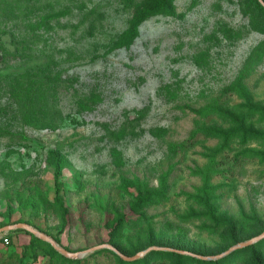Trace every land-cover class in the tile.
Masks as SVG:
<instances>
[{
	"label": "rangeland",
	"instance_id": "1",
	"mask_svg": "<svg viewBox=\"0 0 264 264\" xmlns=\"http://www.w3.org/2000/svg\"><path fill=\"white\" fill-rule=\"evenodd\" d=\"M151 3L31 0L14 21H0V223L26 218L71 253L115 244L134 255L151 244L184 246L203 257L227 250L231 237H255L264 225V178L258 177L264 165L214 176V194L197 204L187 197L200 185L194 171L216 140L200 133L191 147L178 146L193 128L191 109L234 78L264 33L249 23L246 0H173V14L144 20L127 48L112 49L136 12ZM30 67L48 80L37 118L50 128L15 119L7 79ZM248 86L255 99L264 98V63ZM53 153L63 161L65 224L54 201ZM163 176L164 199L133 209L137 192L157 188ZM118 218L123 227L110 239ZM1 235L8 244L0 245V264H66L49 262L40 250L35 261L23 256L30 236L22 229ZM243 248L232 264H253ZM100 250L109 253L71 260L116 264L113 252ZM259 252L264 262V248Z\"/></svg>",
	"mask_w": 264,
	"mask_h": 264
},
{
	"label": "trees",
	"instance_id": "2",
	"mask_svg": "<svg viewBox=\"0 0 264 264\" xmlns=\"http://www.w3.org/2000/svg\"><path fill=\"white\" fill-rule=\"evenodd\" d=\"M31 0H0V21L12 22L18 15L23 14L29 8ZM173 0H152L150 5L142 7L132 17L127 29L122 33L112 49L127 48L129 43L137 34V28L146 19L157 15L173 14ZM264 3V0H261ZM245 14L249 18V23L255 29H260L264 33V9L257 0H246L244 5ZM2 31H0V34ZM3 50L2 54H6ZM264 63V39L258 42L251 48L246 58L242 62L234 78L224 86L217 95L208 97L204 104L196 109H191L194 114L192 121L193 128L189 132L186 140L178 144L179 148L185 149L195 144L198 134L204 137L216 140V145L206 149V163L201 168H196L194 175L199 177L200 185L195 188L194 194L187 195L188 198L195 201L197 204L214 194L217 187L211 183L214 176L224 177L225 174H233L235 170L241 172L245 165L256 164L264 165V98L255 99L252 90L248 86V81L255 75L258 67ZM38 67H30L26 70L8 76V81L12 86V105L15 119L20 124L27 125L33 128H50V125L38 124L37 109L44 104L46 100L47 90L49 88L46 76L42 77ZM40 111V110H39ZM19 138L25 140V137L20 134ZM52 162V185L54 190V201L61 208L60 218L62 224L66 223L62 201L59 196L62 171V159L58 154H51ZM222 166V167H221ZM260 179L264 178V168L258 172ZM166 191V176L159 179L157 188H143L137 192L132 203L133 209L139 207H148L152 204L160 203L164 199ZM39 193L35 189L32 191ZM115 227L108 233L109 238L114 237V234L123 226L124 220L118 218ZM24 223L37 229L35 225L26 220L19 218L14 223ZM5 224L0 223V227ZM264 230V225L256 227L254 236L260 234ZM40 232V231H39ZM42 232V231H41ZM44 233V232H43ZM30 236L29 243L23 249L22 255L27 256L33 261L36 259V251L44 252L49 262L52 259L61 261L66 264H80V260H71L62 257L54 251L49 244ZM48 235V234H47ZM52 240L58 244V239L52 237ZM240 238L230 239L229 245H235L241 242ZM109 242H111L109 240ZM1 247H5L1 244ZM114 248L116 245L111 244ZM7 246V245H6ZM151 244H148L145 249ZM167 246V245H163ZM259 247L264 248V238L256 243L246 246L243 249L251 252L253 264H264ZM171 249L193 252L184 246L170 247ZM64 250L66 248L63 247ZM225 249V248H224ZM223 249V250H224ZM67 251V250H66ZM108 252L107 250H98L93 252ZM119 252L127 257L133 254H126L124 251ZM240 250L230 252L224 257L217 260H198L196 258L180 255L173 252L151 250L143 255V257L133 261H123L118 256L114 255L116 264H161L165 260H173L172 264H188L194 262L197 264H232L234 258ZM109 253V252H108ZM200 255V253H192ZM90 256V255H89ZM18 264L23 262L18 261ZM49 264V263H48Z\"/></svg>",
	"mask_w": 264,
	"mask_h": 264
},
{
	"label": "water",
	"instance_id": "3",
	"mask_svg": "<svg viewBox=\"0 0 264 264\" xmlns=\"http://www.w3.org/2000/svg\"><path fill=\"white\" fill-rule=\"evenodd\" d=\"M257 2L262 6V8L264 9V3L261 0H257ZM16 229H22L24 231H26L27 233L31 234L32 236L38 238L39 240L47 243L50 245V247L56 251L58 254L62 255L63 257L67 258V259H77L85 254L100 250V249H108L111 252H113L116 256H118L121 260L123 261H133L135 259H138L139 257L143 256L144 254H146L147 252L151 251V250H159V251H167V252H173V253H177L180 255H188L190 257L199 259V260H209V259H217L220 257H223L227 254H229L230 252L249 246L261 239L264 238V230L258 234L257 236L243 241L241 243L235 244L231 247H229L227 250H225L224 252H222L219 255L213 256V257H203V256H199V255H195V254H191L185 251H181V250H176V249H171V248H160V247H148L146 249H144L143 251L136 253L130 257L124 256L122 255L120 252H118L116 249H114L113 247L107 245V244H101V245H97L94 247H91L89 249L83 250L81 252H75V253H71L68 252L66 250H64L62 247H60L58 244H56L52 239H50L48 236L44 235L41 232H38L37 230L31 228L30 226L24 224V223H15V224H11V225H4L2 227H0V234L2 233H6L9 232L11 230H16Z\"/></svg>",
	"mask_w": 264,
	"mask_h": 264
},
{
	"label": "built area",
	"instance_id": "4",
	"mask_svg": "<svg viewBox=\"0 0 264 264\" xmlns=\"http://www.w3.org/2000/svg\"><path fill=\"white\" fill-rule=\"evenodd\" d=\"M0 240L3 246H6L8 244L7 238L4 237L3 235L0 236Z\"/></svg>",
	"mask_w": 264,
	"mask_h": 264
}]
</instances>
